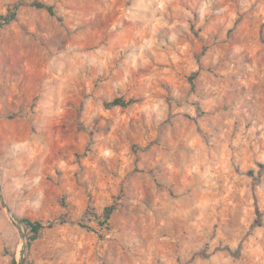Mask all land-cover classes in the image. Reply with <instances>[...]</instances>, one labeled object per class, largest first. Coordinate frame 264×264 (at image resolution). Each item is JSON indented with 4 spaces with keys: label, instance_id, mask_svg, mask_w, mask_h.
<instances>
[{
    "label": "rangeland",
    "instance_id": "rangeland-1",
    "mask_svg": "<svg viewBox=\"0 0 264 264\" xmlns=\"http://www.w3.org/2000/svg\"><path fill=\"white\" fill-rule=\"evenodd\" d=\"M15 5L0 264H264V0Z\"/></svg>",
    "mask_w": 264,
    "mask_h": 264
},
{
    "label": "trees",
    "instance_id": "trees-1",
    "mask_svg": "<svg viewBox=\"0 0 264 264\" xmlns=\"http://www.w3.org/2000/svg\"><path fill=\"white\" fill-rule=\"evenodd\" d=\"M36 9H43L45 10L50 16H56V12L53 8V6L46 5L45 3L34 1L30 4ZM18 9L19 5H15L11 10H8L6 14L0 16V27H5L13 23L14 21L17 20L18 18ZM130 104V102H127L121 98H115L109 103L106 104V106L109 107H115V106H120V107H126ZM8 118H11L10 116H7ZM262 168V166H261ZM116 207L115 205H110L109 207H106L103 210V216L104 220L107 222L112 214L114 213ZM257 213H259L257 211ZM19 223L23 224L27 231H28V238L25 242V247L28 249L31 244L37 240L42 231L46 228V225L42 224L41 222L38 221H32L28 218H22L18 220ZM260 226V224H258ZM12 264H15V260H12Z\"/></svg>",
    "mask_w": 264,
    "mask_h": 264
}]
</instances>
